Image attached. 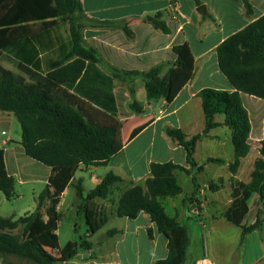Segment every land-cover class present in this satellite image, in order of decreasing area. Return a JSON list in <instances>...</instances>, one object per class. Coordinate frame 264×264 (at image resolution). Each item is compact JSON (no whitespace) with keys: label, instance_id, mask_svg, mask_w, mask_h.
Masks as SVG:
<instances>
[{"label":"trees","instance_id":"obj_1","mask_svg":"<svg viewBox=\"0 0 264 264\" xmlns=\"http://www.w3.org/2000/svg\"><path fill=\"white\" fill-rule=\"evenodd\" d=\"M196 2L199 4L200 0ZM243 2L246 14L251 15L249 0ZM81 12V0H0V27L59 17L58 21L45 22L37 29H0V61L11 64L31 80L43 84L41 88H32L16 76L0 70V111L15 114L21 126V144L25 154L50 167L52 172L38 197L35 212L17 220L0 217V259L5 264H12L9 257L27 264H56L47 248L52 251L59 249L56 233L60 221L58 206L75 172L81 165L106 166L123 150L121 125L112 118L117 115L114 80H126V77L133 80L142 76L149 102L161 99L171 102L192 77V57L182 45L174 47L179 58L163 76L162 65L147 72L111 69L110 74H105L98 66L97 51L85 44L78 18ZM157 15L151 23L156 29L169 33L159 20L161 13ZM123 29L128 37L133 36L127 25ZM216 52L219 69L234 90L206 88L199 92L206 120L203 132L188 138L180 128H165L166 135L185 149L191 169L173 162H153L150 164L151 177L145 186L131 187L119 203V217L136 219L141 212L146 213L158 232L167 239L168 254L155 264H188V229L176 217L167 214L163 201L175 198L183 191L175 171L192 175L197 186V176L193 171L199 173L202 170L194 158L198 141L218 126L229 127L233 132L235 149V161L229 165L233 175L251 149V124L241 93L264 99V15L225 39ZM82 103L97 106L102 116L109 119L86 115ZM131 108L138 113L144 111L136 101ZM218 114L225 115L223 123L215 122ZM259 152L250 181L233 180L232 203L223 214L228 222L242 229V240L262 223L264 139ZM211 161L223 163L221 159ZM122 181L120 176L109 172L86 196L83 181L78 180L75 184L81 202L79 213H85L89 228L88 235L78 244L68 242L59 249L64 261L75 258L80 249L92 247L89 238L101 229L106 220H98L89 204L95 199H108L112 188ZM15 183V178L7 172L4 154L0 150V192L9 200L15 197ZM218 187L210 184L213 191ZM254 194L258 196L256 219L246 225L243 221L249 213L248 202ZM116 233L117 230H111L107 235L112 237Z\"/></svg>","mask_w":264,"mask_h":264},{"label":"crops","instance_id":"obj_2","mask_svg":"<svg viewBox=\"0 0 264 264\" xmlns=\"http://www.w3.org/2000/svg\"><path fill=\"white\" fill-rule=\"evenodd\" d=\"M217 1L219 0H200L198 4L196 0H81L82 12L78 14V18L82 25L85 44L97 51L100 59L98 66L105 74H110L111 69L122 72H147L155 66L162 65L161 75L163 76L178 60L179 56L175 53L174 47L180 45L185 46L190 53L193 68L191 79L181 87L171 102L164 99L149 102L142 76L134 77L133 80L130 79L131 77H126V80L119 78L114 80L117 115L112 118L121 125L123 150L113 157L106 166L81 165L75 172L58 206L60 221L56 233L59 249L65 246L61 245L60 227L62 218L66 215L60 212V209L64 203L66 193L70 189L74 190V199L71 206L76 215L82 214L84 216L85 237L88 235L89 225L85 213H79L81 202L75 189L78 180L83 181L82 186L86 196L109 172H113L123 179L122 182L112 188V194L108 199H95L89 204L98 220H106L98 232L103 231L110 224L111 227L109 230L108 228L105 230L103 240L93 241L98 232L90 237L89 241L92 243V247L90 249H80L78 255L69 261H64L60 257L59 249L52 251L47 248L48 252L54 256L56 264H155L156 261L167 256V239L158 232L156 225L151 221L148 214L141 212L136 219H128L119 217L117 211L120 200L127 190L135 185L145 186L146 180L151 177V163L173 162L191 169L186 161L185 149L166 135L165 128H180L188 138L203 132L206 120L205 115L203 117L198 116L199 109L201 108L203 111L199 92L206 88L229 92L234 90L219 69L216 50L225 39L264 15V0H249L252 6L251 15L246 14L243 0H220L233 3L235 7V11L230 15L227 25L221 22V17L215 8ZM201 5L206 7L204 15L197 11ZM158 13H161L159 20L166 25L169 33L156 29L151 23L157 18ZM149 18H153V20L149 21ZM29 22L32 23L33 21ZM125 25L133 33L131 38L127 36L123 29ZM241 99L248 112L251 124L249 136L251 149L248 155L241 160L237 173L233 175L229 170V165L235 161V149L233 132L229 127L225 125L218 126L198 141L194 154L195 160L199 146H215L221 151H230L226 155L224 153H208L203 161L198 162L196 160L197 164L202 167L200 174H207L209 166L214 164L211 161L212 159L223 160V163L218 164L219 169L222 171L216 175V180L205 179L206 183L200 182L197 178V186L193 183V187L189 186L187 193L177 175L178 172H184H174L183 191L175 198L165 199L163 206L167 212L166 205L169 204L170 208L175 210L176 215L167 214L176 217L181 223L180 217L189 219L191 215L201 216L205 220L210 217L214 220L225 218L223 214L232 203L233 180L243 183L250 181L255 161L260 157V144L264 139V99L244 93H241ZM134 101L143 107V113L132 110L131 104ZM82 108L86 115H88L87 111L91 109H96L102 115L97 106L82 103ZM196 117H200L199 120H195ZM131 118L141 121L138 127L131 128L123 125V123H128L127 121ZM170 120L173 123H170ZM224 120V114L215 116V122L217 123H223ZM193 124L200 131H189L187 129V126ZM21 143L22 131L18 126L15 114L0 111V150L4 154L7 172L16 181L15 197L22 196L21 193H17V185H28L30 189L36 185H41V193L52 173L50 167L41 163L43 166H38L31 162V160H35L25 154ZM131 150H135L137 154L138 152L143 153L132 157L129 155ZM166 152H170V155H164ZM178 152L180 161H177ZM124 153L126 159L115 160ZM148 153L149 155H147ZM113 161L115 162L113 163ZM137 167H143V172L139 173ZM100 168L109 171L97 176L96 172ZM193 173H195V170ZM188 176L192 179V175ZM212 183L219 186L217 190H211L210 184ZM89 184L91 186L87 187ZM224 189H227L229 199L226 209L222 212L218 210L222 205L219 195ZM39 195H34L33 208L35 210ZM257 199L256 194L250 198L248 202L249 213L251 211L250 203L253 202L254 205ZM211 210H215V212ZM260 210L263 217L264 204L260 206ZM113 222L115 223L113 224ZM202 223L199 221V225H204ZM81 224L82 221L79 224L75 223L73 230L80 227ZM243 224H245V219ZM111 230H117V233L109 237L107 233ZM140 234H147L149 238L144 244L139 241ZM68 242H74V240L69 239ZM78 242L80 240L75 241L76 244ZM262 245L261 248L264 252V243ZM248 246L249 244L244 242L240 243L236 249L244 248L245 250ZM144 250L146 253L143 256ZM221 250V246L217 247L214 244L213 247H210L203 243V247H200L199 256L188 260V264H219V261L225 258H221L225 255V253L222 254L223 251ZM257 256V254H254L247 263L242 262L241 264H264V254L261 257ZM2 261L0 259V264H2Z\"/></svg>","mask_w":264,"mask_h":264},{"label":"rangeland","instance_id":"obj_3","mask_svg":"<svg viewBox=\"0 0 264 264\" xmlns=\"http://www.w3.org/2000/svg\"><path fill=\"white\" fill-rule=\"evenodd\" d=\"M215 8L217 9V12L219 16L221 17V22L224 23V25H227L229 23V17L232 13L235 11V7L233 3L230 2H224V1H217L215 3ZM53 20H59V17H52L48 19H42L41 21H33L31 22H23L16 24V27L18 28H28V29H37L40 28L45 22H50ZM15 27V25H14ZM13 26H5V27H0V29L3 28H14ZM0 70L1 71H6L7 73H10L19 79L20 82H22L24 85H27L32 88H41L43 84L38 83L34 80H31L25 73L17 69L16 67L14 68L11 64H8L5 61H0ZM87 114L90 117H98L100 119H109V117H104L100 115L96 109H91L87 111ZM200 117H203V111L200 108L199 109V115ZM224 117L223 115H221ZM200 117H196L195 120H199ZM220 117V116H218ZM18 122V121H17ZM128 123H123L125 126H130L131 128H136L139 126V123L141 122L138 119L131 118L127 121ZM170 123H173L172 120H170ZM18 126L20 127V124L18 122ZM187 129L189 131H200L197 126L194 124L192 126H187ZM230 150H223L221 151L219 148L215 146H199L197 150V155H196V160L198 162L203 161V158L205 157L206 154L208 153H224L225 155L229 153ZM132 157L136 155H141L143 152H137L135 150H131L129 152ZM151 153V152H149ZM149 153L147 155H149ZM164 155L169 156L170 152H166ZM178 158L177 161L179 160V152L177 153ZM183 158V155H182ZM120 159H126L125 153L124 155H119L115 160H120ZM30 160V159H29ZM38 166H43L40 163H37L36 161H32ZM115 161H113L114 163ZM25 164V163H23ZM139 173L143 172L144 168L143 167H137L136 168ZM27 171V170H25ZM109 170H105L104 168L98 169L96 172L97 176L102 175L103 173L108 172ZM207 174L203 173H197L195 172L197 178H199L200 182H205V179H217V176L219 173H221V169H219L218 164H212L209 166L207 169ZM41 174L40 172H36ZM179 181L184 188L185 192L187 193L189 191V186L192 188L193 187V182L190 176L178 172L177 173ZM223 175V174H221ZM241 178H243L241 176ZM91 185L89 184L87 187H90ZM41 185H36L32 187L31 189L29 188L28 185L26 186H19L17 185V193H21V197H15L11 200L7 199L2 192H0V217L2 218H13L14 220H17L18 218L24 216L27 213H33L35 211L34 206V195H39ZM227 187V186H225ZM35 193V194H34ZM220 198H221V206L218 208L219 211H224L227 206V202L229 199V193L227 189H224L220 193ZM74 199V190L70 189L67 191L64 203L61 207L62 213H65L66 215L62 218V223L60 227V237H61V245L64 246L66 245L67 241L69 239H72L75 241H79L80 238H84L86 235L85 228H84V216L81 215H76L75 210L71 206L72 201ZM251 205V211L250 213L245 217V224H250L252 221H255L256 219V207L255 204L253 205V202L250 203ZM167 207V213L169 215L175 216V210L171 209L169 204L166 205ZM212 212L215 210H211ZM182 223L187 227L189 235L191 236L190 238V245L188 248V260L193 259L195 257L199 256L200 253V247H203V243L209 245L210 247H213L214 244L218 247L221 246L222 254L225 253L224 256L221 258L225 257L224 259L219 261V264H241L242 262L247 263L252 255L257 254V257H261L264 252L262 251L264 243V216L262 217V223L260 224V227L247 234L244 239L242 240V229L233 225L232 223L228 222L225 218L223 219H212L211 217L206 219H203L201 216L198 215H191L188 218L185 217H180ZM82 221V224L80 227L77 228V230H73V225L75 223L79 224ZM199 221L203 222L202 224L204 225H199ZM115 222H113L114 224ZM206 224V226H205ZM111 224L108 225L103 231L98 232L94 238L93 241H100L104 239V232L108 228L110 229ZM18 232V231H15ZM148 236L147 234H140L139 236V241L144 244L145 242L148 241ZM248 243L249 246L247 249L244 250V248H241L240 250H237L236 248L239 246L241 243ZM221 244V245H219ZM226 244V245H225ZM262 245V248H261ZM226 246V247H225ZM214 250V249H213ZM146 251L144 250L145 255ZM228 255L226 256V254ZM8 261L11 262L12 264H27L24 261H21L17 258L9 257ZM2 264H5L2 261Z\"/></svg>","mask_w":264,"mask_h":264},{"label":"water","instance_id":"obj_4","mask_svg":"<svg viewBox=\"0 0 264 264\" xmlns=\"http://www.w3.org/2000/svg\"><path fill=\"white\" fill-rule=\"evenodd\" d=\"M201 15H204L206 13V7L204 5H201L197 10ZM153 18H149V21H152Z\"/></svg>","mask_w":264,"mask_h":264}]
</instances>
